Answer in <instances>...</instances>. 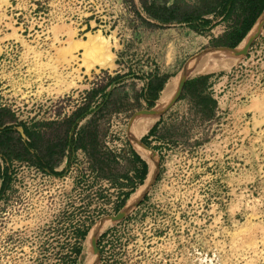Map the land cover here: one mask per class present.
Listing matches in <instances>:
<instances>
[{"label": "rangeland", "instance_id": "1", "mask_svg": "<svg viewBox=\"0 0 264 264\" xmlns=\"http://www.w3.org/2000/svg\"><path fill=\"white\" fill-rule=\"evenodd\" d=\"M247 8L0 0V264H264V12L210 51Z\"/></svg>", "mask_w": 264, "mask_h": 264}, {"label": "trees", "instance_id": "2", "mask_svg": "<svg viewBox=\"0 0 264 264\" xmlns=\"http://www.w3.org/2000/svg\"><path fill=\"white\" fill-rule=\"evenodd\" d=\"M246 1L248 3V8L246 10L249 12V20H250L249 24L246 27H243L242 34L239 35V37L237 38V41H235L232 44H230V42H232V40L234 38L233 37L234 32L228 34V36H226L224 38L216 40L212 44L213 48L210 49L211 52H218V53L225 54V55L230 53L246 37V35L252 30V28L256 24L257 20L260 18V16L264 12V0H246ZM206 22H208V21H206ZM191 28L193 30H195L196 32H199V28L197 26H192ZM210 79H211V76H202L200 78L185 82L184 85L182 86V88H183V90L188 92L192 98H195L194 92L198 91V90L200 91V89L202 87H204L208 84ZM200 96H201V98L203 97L206 100V101H203L204 105L211 106V107L216 106L217 103L212 97L203 96L202 93ZM152 106H153V102L149 103V107H152ZM156 129H157L156 127L153 128L150 132V135H153L155 133ZM24 132L28 136H30V133H29V130L27 127H24ZM147 139H148V137L143 139L142 143L146 144L145 142ZM134 156H135L136 160L138 162H140L142 165V171H141V177L140 178H141V181L143 182L148 175L149 166L136 153H134ZM0 171H1V167H0ZM87 233H88V230L81 233L82 237L85 238ZM105 237H106V234H104L102 236V239ZM80 251H81V248H78L76 250L77 255L80 253ZM73 264H76L75 260L73 261Z\"/></svg>", "mask_w": 264, "mask_h": 264}, {"label": "bare ground", "instance_id": "3", "mask_svg": "<svg viewBox=\"0 0 264 264\" xmlns=\"http://www.w3.org/2000/svg\"><path fill=\"white\" fill-rule=\"evenodd\" d=\"M264 17V16H263ZM263 21H264V18L262 19V20H260V22L257 24V26H256V28L251 32V34H250V36L246 39V41L242 44V46H241V49H242V51L243 50H245L248 46V44L253 40V38H254V36L255 35H257L260 31H261V26H262V23H263ZM241 51V50H240ZM238 52V51H237ZM241 53V52H240ZM242 54V53H241ZM237 55H238V53H237ZM241 56V55H240ZM240 56H239V58H240ZM236 57V56H235ZM238 57V56H237ZM236 59V58H235ZM231 60V59H230ZM183 76V75H182ZM181 77V76H180ZM180 79V78H179ZM177 82H178V80H177ZM174 83H175V81H174ZM177 84V83H176ZM173 83L171 82L170 84H167V86H166V88H165V90L163 91V93H162V95H161V97H160V100L158 101V105H160V107L161 106H163L166 102H167V100L169 99V97L171 96V93H172V90H173ZM176 86V85H175ZM178 87H179V85H178ZM178 89V88H177ZM176 92H177V90H176ZM176 92H175V94H176ZM175 94L173 95V97L175 96ZM172 97V98H173ZM261 97V96H260ZM171 98V99H172ZM171 99H170V101H171ZM169 101V102H170ZM169 104V103H168ZM103 230V229H102Z\"/></svg>", "mask_w": 264, "mask_h": 264}, {"label": "water", "instance_id": "4", "mask_svg": "<svg viewBox=\"0 0 264 264\" xmlns=\"http://www.w3.org/2000/svg\"><path fill=\"white\" fill-rule=\"evenodd\" d=\"M173 98H174V97H173ZM173 98L171 99V101H170L168 107H167L165 110H167V109L171 106V103H172V101H173ZM165 110H164V111H165ZM152 116H153V113H152L149 117L151 118ZM119 220H120V217H117V218H114V219L109 220V223H111V224H116ZM97 228H98V227H97ZM97 228H96V229H97ZM96 229L93 230V233H92V234H94V232H96Z\"/></svg>", "mask_w": 264, "mask_h": 264}]
</instances>
